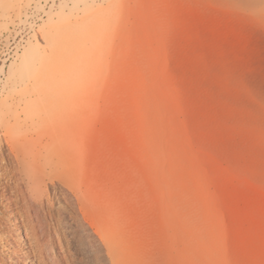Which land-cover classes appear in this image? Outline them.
Returning <instances> with one entry per match:
<instances>
[{
  "label": "rangeland",
  "instance_id": "rangeland-1",
  "mask_svg": "<svg viewBox=\"0 0 264 264\" xmlns=\"http://www.w3.org/2000/svg\"><path fill=\"white\" fill-rule=\"evenodd\" d=\"M17 262L264 264V0H0Z\"/></svg>",
  "mask_w": 264,
  "mask_h": 264
},
{
  "label": "bare ground",
  "instance_id": "bare-ground-1",
  "mask_svg": "<svg viewBox=\"0 0 264 264\" xmlns=\"http://www.w3.org/2000/svg\"><path fill=\"white\" fill-rule=\"evenodd\" d=\"M60 90H63V88H61ZM55 90H53V92H54ZM41 109H43L44 110V112H46V113H48L49 111H50V108L48 107V106H45L44 105V107H42ZM50 113H51V111H50ZM50 113L48 114V115H50ZM21 144L22 143H18V144H16V148H17V150H18V153H19V159H18V164H19V171H20V173L22 174V172L25 174V175H23L22 176V178L21 179H23L24 181H26V183L27 184H32V185H35L36 184V181H37V179H36V177H35V174H33L27 167H25V164H24V162H25V160H26V155H25V153H24V149H23V146H21ZM51 161L48 159V164L50 163ZM43 174L46 176L48 173H47V171H45V170H43ZM51 175V174H50ZM49 175V176H50ZM22 180V181H23ZM24 195V194H23ZM13 197V196H12ZM24 198H25V196H24ZM12 199V198H11ZM26 199V198H25ZM79 202V201H78ZM14 203H16V200L15 199H12V203H10L9 205H8V209L10 210V215H12V217L16 220H18V215H19V218H21V216H23L24 217V215H23V210H21L20 209V204H18L19 206L17 207V214H16V212H15V208H13L12 206L14 205ZM29 203V202H28ZM80 203V202H79ZM25 205V204H24ZM81 204H80V206H78V208L76 209V208H74L75 210H78L79 208H80V210H81V212L83 213V211H82V208H81ZM28 207V206H27ZM22 208V207H21ZM20 220V219H19ZM16 223H18V222H16ZM26 234V233H25ZM29 234V233H28ZM105 248H107L108 249V252H109V255H110V250H109V248H108V246L105 244ZM12 254H13V256L15 257V258H17L16 256V251H13L12 252ZM19 259V258H18ZM17 264H19L18 262H17Z\"/></svg>",
  "mask_w": 264,
  "mask_h": 264
}]
</instances>
